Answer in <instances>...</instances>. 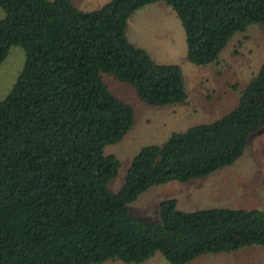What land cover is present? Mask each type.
Segmentation results:
<instances>
[{"label":"trees","instance_id":"1","mask_svg":"<svg viewBox=\"0 0 264 264\" xmlns=\"http://www.w3.org/2000/svg\"><path fill=\"white\" fill-rule=\"evenodd\" d=\"M169 5L184 30L186 57L218 59L228 40L264 24V0H109L81 11L70 0H0V64L11 46L24 65L0 100V264H170L204 254L264 247V210L159 204L156 219L127 205L154 185L187 182L233 163L264 127V61L236 106L210 122L174 131L132 158L123 185L108 182L120 162L104 152L135 121L134 107L102 81L112 75L151 106L187 99L181 69L129 40L136 10Z\"/></svg>","mask_w":264,"mask_h":264},{"label":"rangeland","instance_id":"2","mask_svg":"<svg viewBox=\"0 0 264 264\" xmlns=\"http://www.w3.org/2000/svg\"><path fill=\"white\" fill-rule=\"evenodd\" d=\"M77 9L89 11L109 0H70ZM0 7V19L4 17ZM130 41L145 48L157 61L174 63L181 69L187 99L180 104L151 106L139 100L135 89L112 75L102 73L108 88L135 109L131 129L118 142L106 145L104 152L120 162L118 172L108 182L116 191L123 185L134 155L143 147L164 142L172 132L210 122L231 111L243 88L264 61V24H250L236 32L208 65H196L186 57L184 30L172 8L156 2L131 14L126 26ZM24 51L11 46L0 64V100L12 87L24 65ZM166 198L178 207L194 211L210 207L264 210V127L254 132L244 152L231 164L206 176L187 182L169 181L140 193L127 205L130 213L156 219L159 204ZM102 264H126L108 260ZM141 264H170L156 255ZM186 264H264V247L252 245L232 252L204 254Z\"/></svg>","mask_w":264,"mask_h":264}]
</instances>
